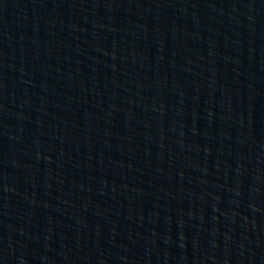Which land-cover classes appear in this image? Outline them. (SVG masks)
Wrapping results in <instances>:
<instances>
[{"label":"water","instance_id":"obj_1","mask_svg":"<svg viewBox=\"0 0 264 264\" xmlns=\"http://www.w3.org/2000/svg\"><path fill=\"white\" fill-rule=\"evenodd\" d=\"M0 264H264V0H0Z\"/></svg>","mask_w":264,"mask_h":264}]
</instances>
